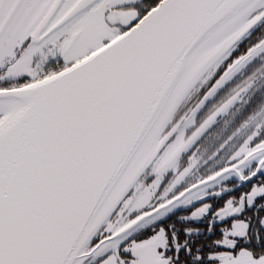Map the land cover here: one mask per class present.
Returning a JSON list of instances; mask_svg holds the SVG:
<instances>
[{
  "label": "snow or ice",
  "instance_id": "snow-or-ice-1",
  "mask_svg": "<svg viewBox=\"0 0 264 264\" xmlns=\"http://www.w3.org/2000/svg\"><path fill=\"white\" fill-rule=\"evenodd\" d=\"M0 264H264V0H0Z\"/></svg>",
  "mask_w": 264,
  "mask_h": 264
}]
</instances>
